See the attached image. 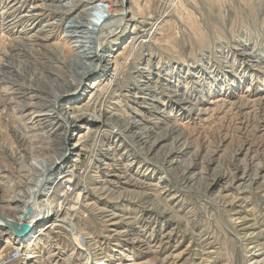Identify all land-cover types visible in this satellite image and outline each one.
<instances>
[{
    "label": "rangeland",
    "instance_id": "1",
    "mask_svg": "<svg viewBox=\"0 0 264 264\" xmlns=\"http://www.w3.org/2000/svg\"><path fill=\"white\" fill-rule=\"evenodd\" d=\"M76 1L0 0L3 219L6 208L24 207L32 165L47 164L26 150H50L64 132L43 128L36 100H23L29 115L13 104L2 66L20 51L18 63L33 68L19 63L18 77L42 78L77 55L79 42L91 50L89 40H71L74 16L54 14ZM138 1L137 22L129 9L105 35L104 76L86 72L59 98L70 113L88 114L68 131L65 146L78 147L58 167L78 186L57 185L54 170L33 238L54 225L32 242L1 234L0 264H264V0ZM97 6L106 16L105 0L84 10Z\"/></svg>",
    "mask_w": 264,
    "mask_h": 264
},
{
    "label": "bare ground",
    "instance_id": "2",
    "mask_svg": "<svg viewBox=\"0 0 264 264\" xmlns=\"http://www.w3.org/2000/svg\"><path fill=\"white\" fill-rule=\"evenodd\" d=\"M49 1L51 2L52 0H45L46 4ZM53 1H62V0H53ZM86 1H89V0H78V1L74 2V5L71 7H65V6L63 7L61 5L54 7V11H55L54 14H57V16H60V18H66V17L69 18L71 16H74L75 19H74L73 23L68 27V32L71 31L70 33L74 34V36L71 38V40H74V39L79 40V38H84L86 40H89V42L91 44H93V46H94L91 49L92 51L85 44H82V42H79L81 45H79L75 50L77 53V55L75 54L76 57L74 56V57L70 58L69 61L64 60V63L60 62L59 61L60 59H58L56 57L59 61V64H60V67L58 68L59 71L57 73H54L53 72L54 70L52 71V68H54L55 66L50 68L54 74L51 71L47 70V68H44V71L46 74L42 73V76H43L42 78H39L38 75H35V76L33 75L34 76L33 79L29 78L28 76H23V78L18 77V75L21 72L18 69L19 63H21L24 67H27L29 65L33 68V66H32L33 63L31 62L32 65H30L29 63H26L27 62L26 59H24V60H26V62H19L18 63V61H21V60H18L19 57L17 58L16 56L22 55V53H20V51H18L19 53H17V55H15V56L10 55L9 58L5 62L6 64H4L2 66L3 67L2 68V76L4 78L3 79L1 78V79L3 80L4 84L9 85L8 90L7 89L6 90L11 91V95L13 96L12 100L15 101V102H13V104L18 102L20 105H22L21 108H20V106L18 108H20L21 112L25 114V113L29 112V110H28L29 106L27 104L23 103V100H26V99L36 100L37 103L36 102L34 103V105H33L34 108L32 106V108L35 112L33 110L32 111L34 112V114L38 115L37 117H39L38 119L40 120L39 123H41L43 128L46 129V131L49 134L51 132H57L60 130L64 132L62 135H59V139L57 137H56V139H52V141L50 142L51 143L50 150L49 149L47 150L44 148H41V150H37V148H31V149L29 148L26 150L27 154L31 150L34 154V157H36L37 159L38 158H46L47 164L41 165L40 167L36 166V165H32V169L34 171L35 176H33L34 175L33 174L32 175L33 179L31 178L30 179L31 181L27 182L28 184L25 185L28 187L29 192L26 193L25 196L23 195L25 199L21 203H24L23 204L24 207L20 210L17 207L6 208L7 209L6 212H7L8 216H6L5 218L8 221L15 222L18 225L25 223L31 227V233L30 234H27L24 237L14 238L15 240L20 241V242H32L36 238L38 239L44 233L43 231H45L46 227L50 228L55 223V222L54 223L50 222V224L46 225L45 227L41 226V229H40L41 231L38 233V236L36 235L35 236L36 238L35 239L33 238V235L37 233V229L39 228V227H37V224H39L38 220L40 219L41 214L44 213V210H43L44 205L42 206L41 201L39 200V196H42V195L47 196L44 194L45 193L44 191H46L45 189H47V186L48 185H51V186L56 185L55 181L53 182V180H54L53 177L55 176L54 170H56L58 172L60 171V173H61V175L56 179V181H58L57 185L64 182V184H66L67 186L69 184H72V186H74V187L78 186V185L76 186V184H75L76 180H75V177L73 176L72 173H70L69 171H66V170L61 171L62 169H59L58 167H59V163L62 164L61 162L68 159L69 156L74 155L73 152L78 147L77 145H73L72 147H66L65 146L66 136L68 134V131H70V129H72L75 126V124H77L79 119L85 118L88 114H82L81 113L80 116H76L74 114V112L70 113L68 111L69 110L68 107H66V108H68V110L61 107V105L59 104V98H61L64 95L63 93L65 92L66 89H69L71 91L73 89H76L75 88L76 87L75 86L76 81H78V84H80L81 80H82V78L86 72H92L93 71V72H97V74H98L99 64L101 61L104 60L105 55L108 51L107 46L103 45V42L106 40L105 35H107V31H109L110 34L116 33L121 28V25L125 19V13L127 12V10L128 11H129V9L133 10V4H135V3H136V6L138 8L140 6L138 0H132L128 4L125 2V0H105L109 4V6L107 7L108 8L107 15L106 16L103 15L106 13L105 12L102 13L104 9L101 6H97L94 10L96 13L95 12L94 13L97 14L98 17L101 14L102 17H101V19H96V21H95L93 19V15H95V14H91V12L87 13V11L84 10V6H85ZM138 8L136 10H133V13H132L133 15L130 19H128V22L136 21ZM47 11H48V9H47ZM94 18H95V16H94ZM136 22L134 23L135 26L137 24ZM118 26H120V27H118ZM76 33H78V35H80V36H76ZM82 35H84V36L82 37ZM18 48H20V47H18ZM18 48H17V50H18ZM23 48H25V47L21 48L22 51H23ZM14 52H15V50H14ZM28 56H29V54H28ZM32 57H34V55H32ZM39 59H40V57H39ZM39 59L36 60V62L39 61ZM49 59H51V58H49ZM32 61L34 62L35 60L32 59ZM36 62H34V63L35 64L39 63V62L38 63H36ZM45 64H47V63H45ZM45 64H44V66H45ZM49 64H50V62H49ZM39 65H41V64L39 63ZM29 68L27 67V69H29ZM100 68L102 69L101 72H103V71L105 72V70L107 69V66L106 67L101 66ZM21 69H24V68H21ZM54 69H56V68H54ZM29 71L30 70H28V72ZM32 71L33 70L31 69V72ZM34 71H33V73H34ZM55 71H57V70H55ZM50 73H52V74H50ZM97 76H98L97 78H101L104 75L99 73ZM22 79H27L28 84L25 82L24 83L20 82V80H22ZM2 88H3V86H2ZM184 100H186V99H184ZM189 103H191V102L189 101ZM47 105L53 109V112L56 111L55 115L45 114V109L47 108ZM27 114L29 115V113H27ZM95 118H97V117H95ZM173 129H174V127H173ZM60 136L63 138L60 139ZM165 137H167V136H165ZM60 141H62V143ZM37 144H39V143H37ZM42 144H44V143H42ZM35 147H37V146H35ZM45 148H46V145H45ZM31 151H30V153H31ZM35 152H36V154H35ZM30 156L33 157L32 154H30ZM24 158H22V159L25 160ZM35 160L36 159H34V162H35ZM66 162H68V161H66ZM27 164H29V163H27ZM23 187L24 186H22V188ZM17 188H19V187L17 186ZM64 193H66L65 201L67 203H69V201H68L69 195L67 196V194H68L67 192H64ZM46 202L48 203L46 206L51 204V203L49 204V198L47 199ZM59 208H61V205L59 206ZM10 216H12V217H10ZM56 218H58V217H56ZM8 230H9L8 227H6L2 221V217H0V235L3 234L4 232H7ZM35 231H36V233H34ZM11 234H13V233H11ZM6 243L8 245L11 244V242L9 241V238L7 239Z\"/></svg>",
    "mask_w": 264,
    "mask_h": 264
},
{
    "label": "water",
    "instance_id": "3",
    "mask_svg": "<svg viewBox=\"0 0 264 264\" xmlns=\"http://www.w3.org/2000/svg\"><path fill=\"white\" fill-rule=\"evenodd\" d=\"M3 223L8 229H10L17 237H24L29 233L30 226L28 224L22 223L18 225L15 222H10L7 219L2 218Z\"/></svg>",
    "mask_w": 264,
    "mask_h": 264
}]
</instances>
